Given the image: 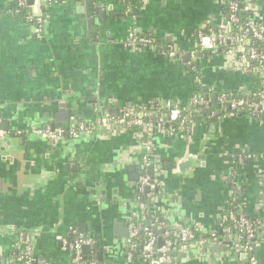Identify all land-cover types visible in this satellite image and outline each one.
Returning <instances> with one entry per match:
<instances>
[{"label":"crops","instance_id":"1","mask_svg":"<svg viewBox=\"0 0 264 264\" xmlns=\"http://www.w3.org/2000/svg\"><path fill=\"white\" fill-rule=\"evenodd\" d=\"M16 6V0H0V264H17L20 232L31 238L41 264H69L72 253L61 238L83 236L101 244L93 264H135L125 245L132 213L150 208L138 197L142 136L116 122L122 109L149 102L188 109L197 86L205 96L252 95L261 75L234 57L199 50L198 33L221 21L218 0ZM251 9L264 23V0H252ZM28 13L42 18L41 36ZM132 31L153 44L127 46ZM170 46L175 57L167 54ZM217 114L208 125L211 115L193 113L186 132L170 128L154 137V176L161 185L151 205L194 233L178 264H249L238 236L223 232L221 214L231 202L250 217L264 209V116L228 105ZM79 121L91 129L67 136ZM51 125L66 134L51 141L29 133ZM257 259L264 264L263 246Z\"/></svg>","mask_w":264,"mask_h":264},{"label":"built area","instance_id":"2","mask_svg":"<svg viewBox=\"0 0 264 264\" xmlns=\"http://www.w3.org/2000/svg\"><path fill=\"white\" fill-rule=\"evenodd\" d=\"M17 1V11L20 9L26 8V0H16ZM38 1V0H34ZM58 0H42L46 4L55 3ZM220 4H224V0H218ZM246 6L245 9L252 8V0H245ZM130 6H127L129 9ZM230 15L228 18L224 17L221 13V21L213 27L208 28L207 30L200 31L198 33V47L202 50H214L221 49L223 55L234 57L241 68L249 69L255 72H258L261 77H264V51L259 50L255 46H251V41L249 39V34L253 36L256 41H260L262 47L264 48V24L258 23L252 17V20L246 27H243L237 20L235 15L236 3H230L229 5ZM28 21L33 22L35 33L37 36H41L43 20L41 17L33 15L32 13L27 14ZM235 28V32H232V29ZM127 46L136 49L140 47H145L147 45L153 44V39L149 37H144L138 35L135 32H130L125 39ZM170 57H175L176 53L173 48L170 46L167 51ZM252 68V69H251ZM231 94V93H230ZM221 101H225L228 105V108L232 111L245 112L249 115L256 117L264 116V82L259 85L258 89L252 95L238 94L237 96H225L222 95ZM204 101L201 98L196 96L192 97L191 105L202 104ZM155 108L148 111L146 110V104L137 105V109H133L129 106L122 109L121 114L117 117L116 122L119 125H124L128 128H135L139 131L142 136L141 145L144 148L142 156V170L143 173L139 179V187L142 191H145L150 198L149 208L144 209L143 213H132V220L130 224V232L128 237L125 240L126 249L130 245L132 250L133 245H131V238L134 236L140 229L147 236L145 239L142 249L144 251V257L148 261L147 264H168V262L177 261L176 256L178 252L187 247L190 241L194 238V233L189 226H178L175 227L171 224L169 219L157 206L152 207L151 201L154 199V196L160 192L161 182L154 176L155 170V161L148 157V153L153 148V141L156 133H159L163 130L173 129L166 126V121L161 115H158L161 106L154 104ZM169 108L168 121L175 120L179 116L178 107L166 106ZM154 113L155 117L152 118L151 114ZM109 117L103 119V123L109 121ZM2 120L0 118V137L4 136L5 131L1 127ZM171 128V129H170ZM91 129L90 124L85 122L75 123L70 126L68 130V135L70 137H78L80 133L87 132ZM179 131H183V125H180ZM174 130V129H173ZM29 133L38 135L42 138L49 140H59L63 137L65 131L61 127H35L30 129ZM149 169H152L153 172H147ZM262 185L264 187V174L262 176ZM156 207L164 217L167 219L168 224L173 229L172 237L178 239V251L175 256H172L171 246L173 243L169 237L168 231H165L162 237V244L157 248V252L160 253V257L157 261H153L152 257L155 251V243L158 240V236L153 234L150 230V227H155L156 229H162L163 223L158 222L155 217L154 220L148 221L147 225L144 226L142 221H144V215L151 211L152 208ZM154 210V209H152ZM264 211V209H263ZM262 211V213H263ZM245 213V212H244ZM242 212V209L238 205V212H224L221 215V223L223 221H228V225L221 226L223 232L225 233H235L240 241L243 243V248L248 254L249 264H258L257 255L254 253L256 247H264V239L261 242H257V239H261L264 234V223L258 217L245 216ZM60 238V237H59ZM64 249H68L72 253V259L69 264H86L85 254L82 251L84 245H92L93 239L88 236L79 237L73 242H68L61 238ZM18 253L16 257L17 264H41L37 261L33 252V245L31 238L25 232H20L18 235L17 247ZM127 259L131 261V253L127 251ZM178 262V261H177ZM50 264V263H44Z\"/></svg>","mask_w":264,"mask_h":264},{"label":"trees","instance_id":"3","mask_svg":"<svg viewBox=\"0 0 264 264\" xmlns=\"http://www.w3.org/2000/svg\"><path fill=\"white\" fill-rule=\"evenodd\" d=\"M122 1L125 3V5L126 4L127 5H131L134 2V0H122ZM230 3H236L235 15L237 17V20L243 27H246V25L249 24L250 21L252 20V17H253L252 9H250V8L249 9H245V6H246L245 0H224V4H221V13H223L224 17H226V18H228L229 15H230V10H229ZM15 14L18 15V14H21V13L19 12V13H15ZM235 30L236 29L233 28L232 32H235ZM249 39L251 41V44H250L251 46H255L259 50H261V51L263 50L264 51V48L262 47L261 42L260 41H256L251 34H249ZM199 50L205 55L223 54V51L221 49H217L216 51H214V50H202V49L199 48ZM263 82H264V77H261L260 85ZM205 93H206V91L203 90V87H198V86L195 87L194 88V92H193V96H196L198 99L199 98L203 99L204 102L202 104L191 105V107L188 108V109L180 108L179 109V116L175 120L168 121V114H169V110H170L169 108L162 107L160 109L158 115H161L163 117V119L166 121V126L167 127L173 128L174 131H179L180 130L179 129L180 125H183V127H184L183 132H186V129L190 125V121H191L190 120L191 119L190 116L193 113L198 112L200 115L205 116V117L211 115V119H209V121L207 122V124L210 125L211 123H213L215 120L218 119L217 110L219 108H221V106L227 105V103L225 101L224 102L221 101L220 97L222 95H225V96H233V95L237 96L238 94H240V93H231V94H229L228 92H223V91H212V92L208 93L205 96ZM127 106H129V107H131V108H133L135 110L137 109V105H127ZM154 106L155 105H154L153 102H149V103L146 104V110L150 111L153 108H155ZM79 122H81V121H79ZM79 122H77V123H79ZM148 157L153 160V158H154L153 148L148 153ZM242 159L244 160L243 162L246 161L245 155H242ZM138 197H139V199L141 201H144V202L150 204V198L148 197V194L145 191H143L142 193L138 192ZM263 200H264V198H263ZM155 208L156 207L152 208L154 210L151 209V211H153L154 214L150 213V212L146 213L144 215V221H142V224L144 226H146L148 221H152L156 217L157 221L163 223V226H164L162 229H156L155 227H150V230L152 231V233L158 236V240L156 241L155 246H154L155 247V251H154V254H153V257H152L153 261H157L158 258L160 257V253L157 252V248L160 247L161 244H162V240L163 239H162L161 235H163V233L165 231H168L169 237L172 240V242L173 243L176 242V245L174 244L173 246H171V248H172L171 251H174L175 253H177V251L179 250L178 249V239H177V237L176 238L172 237L173 229L168 224V221L164 217V215L160 211L155 209ZM224 212H226V213L227 212H235V213H237L238 212V205L235 202H231L230 207ZM242 212L244 213L243 210H242ZM244 214H245L246 217L248 216L246 213H244ZM249 218H251V217L249 216ZM259 218L264 223V211L260 215ZM228 224H229L228 221H223L221 226L228 225ZM16 238H18V233H17ZM146 238H147V236L140 229L131 238V245H133L132 250H130L131 249L130 245L127 247V251H130V253H131V261L133 263H135V264H147L148 263V261L144 257V251L142 249L143 243H144ZM263 239H264V234L262 235L261 239H257V242H261V241H263ZM257 248H259V247H256L254 249L255 255H257ZM98 249H101V244L99 243L98 240L93 239V243L91 245V250H92L91 257H88V256L85 257L86 264H93L94 261L96 262V260H95L96 257L95 256H96V251ZM18 250L19 249L16 248V255L18 253ZM257 263L259 264V261H257ZM168 264H178V262L171 260L170 262H168Z\"/></svg>","mask_w":264,"mask_h":264},{"label":"water","instance_id":"4","mask_svg":"<svg viewBox=\"0 0 264 264\" xmlns=\"http://www.w3.org/2000/svg\"><path fill=\"white\" fill-rule=\"evenodd\" d=\"M84 0H81V2H83ZM26 2H27V4L29 5V8L31 9V6H32V4H33V2H34V0H26ZM92 8H90V10H91ZM99 13L100 14H102V13H104V8H103V6H102V9L101 10H99ZM105 117H107V115H106V113H104V112H102V118H105ZM151 117L152 118H154L155 117V114L154 113H152L151 114ZM74 119L75 120H78V118H76V117H74ZM52 126V128H54L53 126L54 125H51ZM5 129V128H4ZM67 136H69L68 134H66ZM190 158H188V160H189ZM147 172H149V173H152L153 172V170L152 169H149ZM129 230H130V227H129ZM82 251H83V253L84 254H87V253H89V251H90V247L88 246V245H84L83 247H82ZM172 256H175V252L174 251H171V253H170ZM105 264H111V263H105Z\"/></svg>","mask_w":264,"mask_h":264},{"label":"flooded vegetation","instance_id":"5","mask_svg":"<svg viewBox=\"0 0 264 264\" xmlns=\"http://www.w3.org/2000/svg\"><path fill=\"white\" fill-rule=\"evenodd\" d=\"M65 134H66V133H64V135H65ZM64 135H63V136H64ZM51 141H52V140H51Z\"/></svg>","mask_w":264,"mask_h":264}]
</instances>
